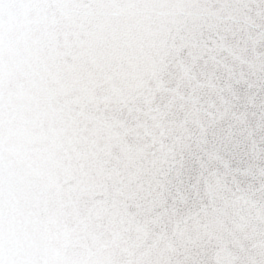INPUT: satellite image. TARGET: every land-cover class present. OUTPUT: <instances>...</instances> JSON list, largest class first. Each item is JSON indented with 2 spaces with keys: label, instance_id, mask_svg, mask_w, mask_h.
Instances as JSON below:
<instances>
[{
  "label": "snow or ice",
  "instance_id": "snow-or-ice-1",
  "mask_svg": "<svg viewBox=\"0 0 264 264\" xmlns=\"http://www.w3.org/2000/svg\"><path fill=\"white\" fill-rule=\"evenodd\" d=\"M0 264H264V0H0Z\"/></svg>",
  "mask_w": 264,
  "mask_h": 264
}]
</instances>
